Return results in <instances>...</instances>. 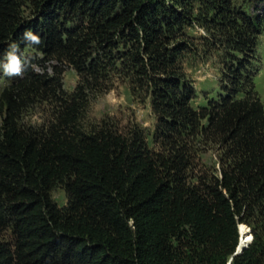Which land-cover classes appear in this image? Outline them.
<instances>
[{"label": "trees", "instance_id": "16d2710c", "mask_svg": "<svg viewBox=\"0 0 264 264\" xmlns=\"http://www.w3.org/2000/svg\"><path fill=\"white\" fill-rule=\"evenodd\" d=\"M232 3L0 0L1 66L16 51L24 67L0 95V264H227L240 223L254 238L232 264H264V104L255 87L264 20ZM195 26L226 48L221 90L198 108L182 65ZM47 63L52 75L31 68ZM66 66L80 77L69 94ZM113 75L148 93L172 157L140 134L79 126L86 92ZM44 93L61 110L41 134L19 125L18 113ZM189 136L220 147L219 175L190 183Z\"/></svg>", "mask_w": 264, "mask_h": 264}, {"label": "rangeland", "instance_id": "374dc122", "mask_svg": "<svg viewBox=\"0 0 264 264\" xmlns=\"http://www.w3.org/2000/svg\"><path fill=\"white\" fill-rule=\"evenodd\" d=\"M232 4L253 19L262 18L264 20V0H233ZM190 32L192 33V45L186 52L182 65L187 79L195 89L191 104L194 108H198L207 104L210 98L216 97L221 90L220 79L223 76L226 48L218 44L216 38L204 28L195 26ZM11 53L18 57L16 51ZM258 54L261 65L259 74L255 77V87L264 104V31L259 38ZM6 59L8 60V56ZM51 65L47 63L46 68L33 65L31 68L39 74L47 72L52 75L54 71ZM21 69L20 74H13L8 78L0 62V95L4 88L13 82V79L16 80V77L24 75L22 62ZM79 83L80 77L76 71L66 66L63 74L65 92L68 94L74 92ZM102 83V85L94 84L92 89L86 92L87 98L83 105L79 126L85 132H92L106 126L127 137L137 133L147 140L149 147L155 152L165 158L172 157L174 155L172 147L165 144L156 134L158 133L157 118L152 110L148 93L140 89L133 94L130 84L119 75H113ZM1 108L5 109L2 105ZM60 110L61 102L56 98L45 93L34 95L22 105L18 113V124L45 134L51 125L58 123ZM186 148L190 153L191 165L188 169V177L191 184L198 183L201 177L210 179L219 175L221 151L219 146L208 143L205 137L189 136ZM53 197L60 205L66 202L63 188H56L53 191ZM238 229L240 242L246 244L253 240L252 226L240 223ZM260 230L264 238V224L261 225ZM249 236L252 237L251 240L247 239ZM4 237L10 239V233L6 232Z\"/></svg>", "mask_w": 264, "mask_h": 264}, {"label": "clouds", "instance_id": "9594fccd", "mask_svg": "<svg viewBox=\"0 0 264 264\" xmlns=\"http://www.w3.org/2000/svg\"><path fill=\"white\" fill-rule=\"evenodd\" d=\"M32 39L39 42L37 37H32ZM8 61L9 62L4 66L5 72L8 75L20 74L22 71L20 59L15 54L9 53Z\"/></svg>", "mask_w": 264, "mask_h": 264}, {"label": "water", "instance_id": "95a60500", "mask_svg": "<svg viewBox=\"0 0 264 264\" xmlns=\"http://www.w3.org/2000/svg\"><path fill=\"white\" fill-rule=\"evenodd\" d=\"M250 242L246 243V244H243L242 242L239 243L238 247H237V250H236V253L234 254L235 255H238L240 253H242V251L249 245ZM231 257L230 261H229V264H232V260H233V257Z\"/></svg>", "mask_w": 264, "mask_h": 264}, {"label": "snow or ice", "instance_id": "6c2138e0", "mask_svg": "<svg viewBox=\"0 0 264 264\" xmlns=\"http://www.w3.org/2000/svg\"><path fill=\"white\" fill-rule=\"evenodd\" d=\"M247 239H248V240H251V239H252V237H251V236H249V237H247Z\"/></svg>", "mask_w": 264, "mask_h": 264}]
</instances>
